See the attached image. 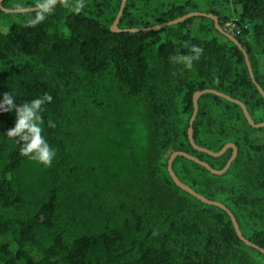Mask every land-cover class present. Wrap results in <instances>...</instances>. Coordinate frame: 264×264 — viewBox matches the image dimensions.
<instances>
[{"label": "trees", "instance_id": "1", "mask_svg": "<svg viewBox=\"0 0 264 264\" xmlns=\"http://www.w3.org/2000/svg\"><path fill=\"white\" fill-rule=\"evenodd\" d=\"M83 2L79 13L57 4L34 27L28 21L35 10L21 11L24 22L0 30V99L9 92L21 105L51 95L41 127L56 153L50 167L20 155L21 143L5 134L15 112L0 111V264H264L225 210L180 189L167 171L173 151L214 169L231 155L229 148L212 157L189 143L195 91L216 89L242 101L255 123L264 121V98L242 51L215 27L223 41L183 31L192 17L157 30L112 32L121 0ZM234 2L235 17L211 6L206 13L239 41L264 91L257 57L264 54V0ZM146 5L126 0L118 27L146 28L188 13L186 3L160 12ZM185 41L203 49L191 69L170 59L194 55ZM197 105L194 143L218 151L231 142L237 154L221 175L182 156L171 168L225 205L242 236L264 249V143L249 133L239 105L212 93Z\"/></svg>", "mask_w": 264, "mask_h": 264}, {"label": "clouds", "instance_id": "2", "mask_svg": "<svg viewBox=\"0 0 264 264\" xmlns=\"http://www.w3.org/2000/svg\"><path fill=\"white\" fill-rule=\"evenodd\" d=\"M57 4L64 8L71 7L76 13H79L85 7L83 0H75L74 5H70L69 0H37L35 17L28 21V25L34 27L44 21L48 15L53 13ZM15 7L21 10L23 8L19 3ZM183 47L190 48L194 55L171 56L170 59L177 63H183L186 68L191 69L193 61L200 59L203 49L191 44L190 41H185ZM51 100V95L45 93L40 98L17 105L14 97L9 92L3 93L2 99H0V111L11 112L14 110L15 112L14 127L8 129L5 134L9 138H16L17 142L21 143L20 155L36 160L46 167L52 165L56 153L42 135L43 128L41 125L43 119L40 112L42 106L46 102H51ZM48 126L55 128V123L49 119Z\"/></svg>", "mask_w": 264, "mask_h": 264}, {"label": "water", "instance_id": "3", "mask_svg": "<svg viewBox=\"0 0 264 264\" xmlns=\"http://www.w3.org/2000/svg\"><path fill=\"white\" fill-rule=\"evenodd\" d=\"M1 1L2 0H0V3H1ZM125 1L126 0H121L120 5H119V9L117 11V14H116L114 20L112 21V23L109 26V29L112 32H119V31H124V30L125 31H129V32H139L141 30L146 31V30H149V29L157 30V29L163 28L166 25L176 24V23L181 22V21H183V20H185V19H187L189 17H192V16H204V17H207V18L211 19L214 22L215 29L217 31H219L222 35H224L227 39H229L231 42H233L235 45H237V47L242 51V53L244 55V61H245L247 70L249 72V75L251 77V80L255 84V86L258 89L260 95L264 98V91L255 82V80L253 78L250 62H249V59H248L246 51L242 48L241 44L239 43V41L234 36H232L231 34L227 33L226 31H224V29L218 24V19H217L216 15H213L211 13L189 12V13H187L185 15H182L179 18H176V19H173V20H170V21H167V22L155 25V26H151V27L120 29L118 27V22H119L121 14H122ZM29 10L30 11L35 10V7L22 8V10L21 9H15V10H7V11L21 12V11H29ZM205 93L215 94V95H217L219 97H222V98H224V99H226L228 101H231V102L239 105V107L241 108L242 113H243L247 123L250 126H252L254 128H261V127L264 126V121L258 122V123H255L253 121V119L251 118L250 114L247 111V108H246L245 104L242 101H240L238 99H234V98L230 97L227 94H224V93H222L220 91H217L216 89L207 88V89H202V90L195 91L192 94L193 111H192V114L190 116L189 123H188L189 125H188V128H187V136H188L189 143L192 145V147L194 149H196L198 151H201V152H204V153H207L208 155H211L212 157L221 156L229 148L231 149V155L229 156V158L227 159L226 163L224 164V166L221 169H214L209 164H207L205 161H202V160L198 159L197 157H195V156H193L191 154H188V153H186L184 151H173L169 155V157L167 159V171H168V174L171 177V179L173 180V182L175 183V185L178 186L180 189L188 192L189 194H191L192 196H194L195 198H197L198 200H200L201 202H203L205 204L214 205V206H217V207L225 210L227 212V214L229 215V217L231 219V222L233 224V227L235 229V232H236L237 236L240 238V240L243 241L246 245L257 249L261 253L264 254V249L263 248H260V247L256 246L255 244L251 243L250 241H248L247 239H245L242 236V234H241V232L239 230L238 224L236 222L235 217L233 216V214L230 212V210L225 205H223L222 203H220L218 201L207 199L205 196L195 192L192 188H190L186 184L182 183L177 178V176L175 175V173L173 172V170L171 168L172 161L174 160V158L176 156H182V157H185L186 159H189L191 161H194V162L198 163L199 165L204 166L207 170H209L213 174L221 175L227 170V168L229 167L230 163L232 162V160L235 158V156L237 154L236 146H235V144H233L231 142L225 143L218 151H212V150L200 147V146H198V145H196L194 143V141H193L192 123H193V120H194V118L196 116L197 109H198L197 100L202 94H205Z\"/></svg>", "mask_w": 264, "mask_h": 264}, {"label": "rangeland", "instance_id": "4", "mask_svg": "<svg viewBox=\"0 0 264 264\" xmlns=\"http://www.w3.org/2000/svg\"><path fill=\"white\" fill-rule=\"evenodd\" d=\"M223 0H216L213 2L212 0H147L148 5H146L149 9L156 8L158 12L161 9H166L170 4H188L185 8L189 12H201L206 13V11L211 6L215 8L217 11H221V14H227L230 17H235L239 11V5L234 2V0H227V2H220ZM26 0H4L2 7L0 8V30L5 29V27L9 26L11 22H24L27 17L26 13L20 12H10L4 9L15 10L17 9L15 5L17 3L22 6ZM222 4V9L220 8ZM191 18V17H189ZM211 19L204 16H192L190 22L186 23L182 30L186 31L187 29L191 30L192 34L198 35L203 38H211L213 36L217 37L218 40L223 41V36L216 32L213 27H215L211 23ZM166 22V21H164ZM157 25V24H156ZM176 25V24H175ZM203 26L200 28V26ZM155 26V25H153ZM258 62L259 68L261 72H264V54L258 53ZM249 133L253 136V138L258 143H264V126L261 128H248ZM13 247V246H12Z\"/></svg>", "mask_w": 264, "mask_h": 264}, {"label": "built area", "instance_id": "5", "mask_svg": "<svg viewBox=\"0 0 264 264\" xmlns=\"http://www.w3.org/2000/svg\"><path fill=\"white\" fill-rule=\"evenodd\" d=\"M225 27L228 28V30H232L233 27L232 21L226 22Z\"/></svg>", "mask_w": 264, "mask_h": 264}, {"label": "flooded vegetation", "instance_id": "6", "mask_svg": "<svg viewBox=\"0 0 264 264\" xmlns=\"http://www.w3.org/2000/svg\"><path fill=\"white\" fill-rule=\"evenodd\" d=\"M258 123V122H257Z\"/></svg>", "mask_w": 264, "mask_h": 264}]
</instances>
